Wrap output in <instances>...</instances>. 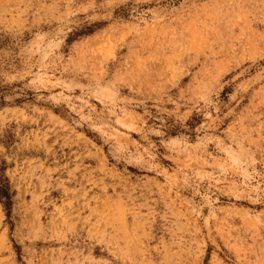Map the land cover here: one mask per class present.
Returning a JSON list of instances; mask_svg holds the SVG:
<instances>
[{"label": "rangeland", "instance_id": "rangeland-1", "mask_svg": "<svg viewBox=\"0 0 264 264\" xmlns=\"http://www.w3.org/2000/svg\"><path fill=\"white\" fill-rule=\"evenodd\" d=\"M0 264H264V0H0Z\"/></svg>", "mask_w": 264, "mask_h": 264}, {"label": "trees", "instance_id": "trees-1", "mask_svg": "<svg viewBox=\"0 0 264 264\" xmlns=\"http://www.w3.org/2000/svg\"><path fill=\"white\" fill-rule=\"evenodd\" d=\"M11 196L9 195L8 190L5 188V186L0 188V201L4 207L5 210H7V212H9V208H10V201Z\"/></svg>", "mask_w": 264, "mask_h": 264}]
</instances>
